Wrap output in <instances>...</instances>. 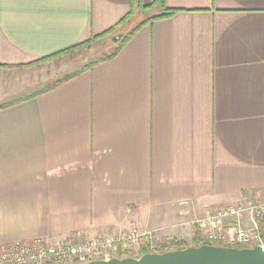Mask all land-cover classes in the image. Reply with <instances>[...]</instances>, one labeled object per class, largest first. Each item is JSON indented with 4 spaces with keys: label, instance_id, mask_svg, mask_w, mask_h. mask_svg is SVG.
I'll list each match as a JSON object with an SVG mask.
<instances>
[{
    "label": "crops",
    "instance_id": "obj_1",
    "mask_svg": "<svg viewBox=\"0 0 264 264\" xmlns=\"http://www.w3.org/2000/svg\"><path fill=\"white\" fill-rule=\"evenodd\" d=\"M152 2L0 0V246L134 228L192 246L193 221L263 197L264 0Z\"/></svg>",
    "mask_w": 264,
    "mask_h": 264
},
{
    "label": "built area",
    "instance_id": "obj_2",
    "mask_svg": "<svg viewBox=\"0 0 264 264\" xmlns=\"http://www.w3.org/2000/svg\"><path fill=\"white\" fill-rule=\"evenodd\" d=\"M192 225L210 246L264 248V195L259 200H247L217 209L193 221ZM156 241L157 231H140L136 228L122 235L79 241H15L0 246V264H89L119 258L120 255L128 257L130 254L132 258L139 259L140 248L149 246L152 250Z\"/></svg>",
    "mask_w": 264,
    "mask_h": 264
},
{
    "label": "water",
    "instance_id": "obj_3",
    "mask_svg": "<svg viewBox=\"0 0 264 264\" xmlns=\"http://www.w3.org/2000/svg\"><path fill=\"white\" fill-rule=\"evenodd\" d=\"M123 35L114 38L119 42ZM89 264H264V248L237 249L203 245L165 253H149L139 259L113 258Z\"/></svg>",
    "mask_w": 264,
    "mask_h": 264
},
{
    "label": "rangeland",
    "instance_id": "obj_4",
    "mask_svg": "<svg viewBox=\"0 0 264 264\" xmlns=\"http://www.w3.org/2000/svg\"><path fill=\"white\" fill-rule=\"evenodd\" d=\"M154 14H156L155 9L150 10L149 14L147 13L146 15L147 17H150V16H154ZM130 31L131 30H129L128 32ZM114 45L115 44L110 42L109 45L106 46V48H102V49H98L97 47H94V46L90 47L89 45H86L85 47L80 48L81 50H80V53L78 54H74L71 56L65 55L61 58L50 60V61L40 64L39 66H37L38 69H36V72H34L36 74H31L30 79L27 76L28 73H26L25 76H24V73H22L23 76L20 78V81L22 84L24 83L28 84L30 80H36L38 78H41V80H43V78L45 77V74H47L48 76L51 74H55V72L57 73V76L59 78H63L68 73L75 72V70L83 69V67L87 66L88 64H91V62H95L101 58L109 56V54L112 52L110 49ZM6 78L8 79V77ZM185 243L186 245H191L190 242H185ZM153 246H154V249L152 250L151 248H149V246L140 248V252H141L140 256L142 257L145 254H149V252L150 253H165L168 251H175V249L177 248L176 242L174 241L172 242L171 241L170 242L169 241H159L158 239ZM193 247H196V246H193ZM123 258L124 257H122L121 259ZM125 258H132L131 254Z\"/></svg>",
    "mask_w": 264,
    "mask_h": 264
},
{
    "label": "trees",
    "instance_id": "obj_5",
    "mask_svg": "<svg viewBox=\"0 0 264 264\" xmlns=\"http://www.w3.org/2000/svg\"><path fill=\"white\" fill-rule=\"evenodd\" d=\"M157 2H158V0H153L151 6L153 7ZM162 4H163V3H162ZM151 6H150V7H151ZM152 7H151V8H152ZM141 8H142V10L145 9L144 7H141ZM175 13H176L175 10H170V9H167L166 7H164V11H163V13H162L161 15H159V16L154 17L153 20H158V19H163V18L171 17V16H173ZM143 25H144V24H141V25L138 26V27H137L132 33H130L129 35H127V36H126V39H129V38H130V37H131L136 31H138ZM85 46H86V44L79 45V46H77V47H74V48H72V49H69V50L66 51L65 53L55 55L54 57H56V56H61V55H63V54H67V52L69 53V52L75 51V50H77V49H79V48H82V47H85ZM116 52H118V51H116ZM115 54H116V53H115ZM115 54L112 55V57L115 56ZM44 60H45V59H44ZM90 68H91V66H88V67L84 68V70H87V69H90ZM176 245H177V248H176L175 250H183V249H186V248L191 247V245H186V243L183 242V241H177V242H176ZM203 245H207V243L204 242V241L202 240V238H201L200 235H197V236L194 238V244H193L192 246L199 247V246H203ZM146 253H147V252H146ZM119 257L122 258V257H125V256L120 255Z\"/></svg>",
    "mask_w": 264,
    "mask_h": 264
}]
</instances>
